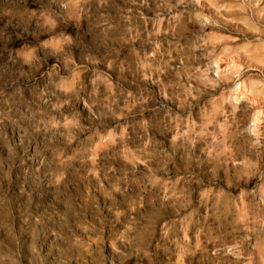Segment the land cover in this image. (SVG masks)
<instances>
[{"label":"clouds","instance_id":"obj_1","mask_svg":"<svg viewBox=\"0 0 264 264\" xmlns=\"http://www.w3.org/2000/svg\"><path fill=\"white\" fill-rule=\"evenodd\" d=\"M0 264H264V0H0Z\"/></svg>","mask_w":264,"mask_h":264}]
</instances>
